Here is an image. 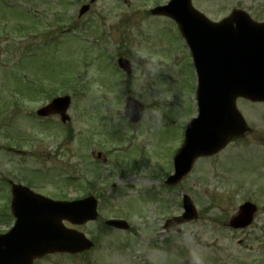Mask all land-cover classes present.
I'll return each mask as SVG.
<instances>
[{
	"label": "rangeland",
	"instance_id": "obj_1",
	"mask_svg": "<svg viewBox=\"0 0 264 264\" xmlns=\"http://www.w3.org/2000/svg\"><path fill=\"white\" fill-rule=\"evenodd\" d=\"M5 1L21 4L19 10L27 9L42 20L37 30L23 33L25 21L12 11L9 22L0 27V100L17 90V80H4L3 69L10 63L18 77L32 79L35 74L49 79L50 73L51 81L44 86L49 89L45 99L42 95L14 103L11 96L10 107L0 111V178L36 184L54 197L92 193L99 198L101 219L124 218L131 225L130 230L120 231L101 220L82 226L66 222L92 239L94 247L74 255H46L34 264H148L142 251L145 242L165 252L167 264H184L188 248L176 243L182 226L192 229L205 264H264V103L238 99L249 128L246 135L217 155L199 159L180 187L163 184L172 172L182 129L197 112L196 73L189 50L168 18L150 14L151 8L167 0ZM88 3V11L78 16L79 7ZM192 4L214 21L232 9L264 21V0H192ZM56 13L63 18L59 24ZM64 28L70 30L58 39ZM28 47L26 52L35 51L36 56L32 58L30 52L20 58ZM133 47L162 57L170 69L162 79L172 100L166 103L165 123L158 128L140 120L121 122L113 115L123 104L121 96L126 94L131 72L125 82L120 81L123 73L112 58L115 62ZM62 91L72 97L69 122L35 115V108ZM151 163L156 170L149 179L136 187L130 183L138 170ZM107 167L114 169L113 175L103 174ZM115 173L129 183L120 187L113 182ZM3 181L0 194L4 195ZM182 193L190 196L200 217L165 230L166 218L182 211ZM245 200L256 203L258 211L250 226L234 230L227 222ZM3 211L0 202V231L12 223L4 220Z\"/></svg>",
	"mask_w": 264,
	"mask_h": 264
},
{
	"label": "water",
	"instance_id": "obj_2",
	"mask_svg": "<svg viewBox=\"0 0 264 264\" xmlns=\"http://www.w3.org/2000/svg\"><path fill=\"white\" fill-rule=\"evenodd\" d=\"M157 12L171 16L180 25L191 47L204 90L199 98L200 113L190 123L194 128L188 129L175 164V174L167 180L175 183L198 155L216 152L231 137L244 131L243 121L241 127L236 123V117L240 119L234 107L237 96L252 101L264 100V25L252 23L241 11H233L222 22L213 24L192 8L190 0H171ZM239 19L240 26H237ZM57 102L53 101L52 105ZM220 102L222 106L218 104ZM127 103L131 109L132 99L128 98ZM68 104L66 97L55 108L63 112ZM136 108L141 106L137 104ZM39 113L44 114L43 110ZM129 115L133 120L140 117L138 110L135 113L130 111ZM66 118L62 116V120ZM252 208L243 206L231 224L245 225ZM27 211L24 215V211L15 210L17 220L14 227L7 234L0 235V264H30L34 258L49 252L75 253L92 246L82 233L61 225L63 218L79 224L95 219L96 201L92 197L71 203L35 206ZM49 212L55 218L47 217L48 223H42L39 215H49ZM194 217V208L187 206L183 219ZM105 223L117 228L128 227L120 219L106 220Z\"/></svg>",
	"mask_w": 264,
	"mask_h": 264
},
{
	"label": "clouds",
	"instance_id": "obj_3",
	"mask_svg": "<svg viewBox=\"0 0 264 264\" xmlns=\"http://www.w3.org/2000/svg\"><path fill=\"white\" fill-rule=\"evenodd\" d=\"M119 57H117V60ZM128 61V69L131 72V82L127 85L126 94L121 96L122 106L113 114L120 121L127 122L131 120L129 112L137 111L136 105L141 104L139 108L140 121L152 128H158L165 123L166 103L172 100V93L167 87L162 77L170 72L168 64L162 57L150 54L142 47H133L124 56ZM127 73L124 72L122 80H127ZM151 88V91H150ZM131 96L133 105L129 109L127 97ZM156 170V166L151 163L150 166L142 168L136 172L135 179L130 183L135 187L141 180L149 179ZM114 169L107 167L103 170L104 175H113ZM113 182H117L120 187H125L129 181L122 180L119 173H115ZM150 220L154 218L150 217ZM176 243L188 248V255L184 264H205V258L202 255L201 248L196 242L192 229L182 226L181 231L176 236ZM142 251L146 254L148 264H167V254L159 249L152 248L145 242ZM127 264V262H124Z\"/></svg>",
	"mask_w": 264,
	"mask_h": 264
},
{
	"label": "flooded vegetation",
	"instance_id": "obj_4",
	"mask_svg": "<svg viewBox=\"0 0 264 264\" xmlns=\"http://www.w3.org/2000/svg\"><path fill=\"white\" fill-rule=\"evenodd\" d=\"M29 186H30V188H32L33 190H35V191H37V192H39V193H42V190H41V192H40L37 188L34 187L33 183L29 184ZM42 194H44V193H42ZM44 195H45V194H44Z\"/></svg>",
	"mask_w": 264,
	"mask_h": 264
}]
</instances>
